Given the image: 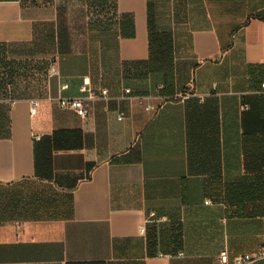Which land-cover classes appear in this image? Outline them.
<instances>
[{"label": "crops", "instance_id": "crops-1", "mask_svg": "<svg viewBox=\"0 0 264 264\" xmlns=\"http://www.w3.org/2000/svg\"><path fill=\"white\" fill-rule=\"evenodd\" d=\"M90 1L0 0L16 100L0 79V264H219L223 250L235 264L264 250V0ZM150 15L172 41L169 79L144 64ZM86 77L107 98L87 100ZM60 97H83L87 116Z\"/></svg>", "mask_w": 264, "mask_h": 264}, {"label": "built area", "instance_id": "built-area-1", "mask_svg": "<svg viewBox=\"0 0 264 264\" xmlns=\"http://www.w3.org/2000/svg\"><path fill=\"white\" fill-rule=\"evenodd\" d=\"M60 74L59 71V58L55 57L52 58L47 70V76L48 78L53 77V76H57ZM0 79L3 81L4 84V88L7 94V99L12 103L15 104L16 100L13 99L12 97V87H13V82L12 80L8 77L6 72H2L0 75ZM262 86V90L264 91V82H262L261 84ZM69 85L67 83H61L60 84V90H66L68 89ZM80 91L83 93H86V99L87 100H95L98 98V96H102L104 98H107L108 96V90L107 89H101L99 94L98 92H96L90 85V79L89 77L83 78V83L80 86ZM127 92H130L129 90H127ZM59 104L61 106V108L63 109H72L74 110L79 116H81L82 118H85L87 116L88 113V109L86 107L85 101L83 97H77V98H65V97H60L59 98ZM39 106V101L38 100H33L31 102V109L30 112L31 114H35L37 109ZM123 116L121 115L119 117V119H122ZM36 139H40V135H36L35 136ZM206 204L210 203V200H206L205 201ZM155 217V214H151L150 218H148V220L146 222H149L152 220V218ZM160 220H165V218H161ZM142 232H145V227L142 226L141 228ZM159 256H165L162 253H159ZM168 257H173L175 256V254H168L166 255ZM176 256H184V252L179 251ZM260 258H264V250L255 253V254H246L243 256H239L235 259V264H249L254 262L255 260H258ZM219 264H230V260H229V253L227 250H223L220 252L219 255Z\"/></svg>", "mask_w": 264, "mask_h": 264}, {"label": "trees", "instance_id": "trees-1", "mask_svg": "<svg viewBox=\"0 0 264 264\" xmlns=\"http://www.w3.org/2000/svg\"><path fill=\"white\" fill-rule=\"evenodd\" d=\"M107 1L108 0H91L90 6L93 7L94 9L101 6L109 7L110 4H106L108 3ZM148 29H149V38H150V56L149 59L146 62H144V64H148L152 71L160 72L164 74L166 79H169L168 77H172L173 64H174V52H173L171 38L168 33L158 31L156 21L152 18L151 15L148 20ZM4 72H6L8 77L12 80L8 72L7 71ZM1 82L3 83L2 80ZM76 133L80 134V132L77 130L55 132L53 139L59 140V137H57L59 136V134H69L71 136V134L75 135ZM53 139L50 136H43L39 140L42 142H50ZM71 144L64 143L66 148H69ZM46 162H47L46 155H44V157L41 160H39V157L36 155V169L38 173L40 172L41 168H43L46 171Z\"/></svg>", "mask_w": 264, "mask_h": 264}, {"label": "rangeland", "instance_id": "rangeland-1", "mask_svg": "<svg viewBox=\"0 0 264 264\" xmlns=\"http://www.w3.org/2000/svg\"><path fill=\"white\" fill-rule=\"evenodd\" d=\"M222 24H232V23H235V22H220Z\"/></svg>", "mask_w": 264, "mask_h": 264}]
</instances>
